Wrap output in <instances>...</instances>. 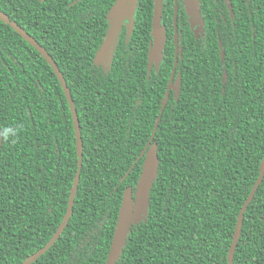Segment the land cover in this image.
Wrapping results in <instances>:
<instances>
[{"label":"trees","instance_id":"16d2710c","mask_svg":"<svg viewBox=\"0 0 264 264\" xmlns=\"http://www.w3.org/2000/svg\"><path fill=\"white\" fill-rule=\"evenodd\" d=\"M114 1L0 0V11L55 60L83 143L69 222L30 264H105L123 194L134 200L153 143L159 166L147 213L131 224L116 264H228L264 157V0H199V30L178 0L175 68L174 0L162 1L158 65L148 61L154 0H137L101 62ZM76 141L52 66L0 18V264H20L59 227ZM232 257L264 264V178Z\"/></svg>","mask_w":264,"mask_h":264},{"label":"water","instance_id":"95a60500","mask_svg":"<svg viewBox=\"0 0 264 264\" xmlns=\"http://www.w3.org/2000/svg\"><path fill=\"white\" fill-rule=\"evenodd\" d=\"M162 1L163 0H154L153 6V17H152V42L149 46V55L148 61L150 63L155 62L158 65L161 59V53L164 48L165 36L164 31L160 27V19L162 13ZM137 0H115L110 9L107 13V19L109 27L107 29L104 41L101 45V55L102 53L109 49H112V44L114 43L122 25L123 21L126 18L132 20V16L135 12ZM184 4L186 7L187 12L189 15H192L194 18L198 19L199 23L202 24V18L199 11V0H184ZM177 0H175V11H174V43H175V61H174V68L177 64V56H178V27H177ZM0 18L4 20L6 23L10 24L19 34H21L29 43L34 46L49 62L52 66L56 76L61 82L62 87L64 88L65 94L70 104L72 116H73V123L76 132V145H77V154H78V169L73 181V185L70 191V197L68 200V206L65 215L63 216V220L61 221L59 227L50 238V240L41 247L37 252L30 255L20 264H30L38 259L42 254H44L49 247L53 245V243L58 239L60 234L63 232L64 228L66 227L67 223L73 212V204L75 194L78 188L80 171L82 166V150H83V143L80 131V124L79 119L76 111V107L74 101L72 99L71 93L67 87L66 81L59 70L55 60L51 57V55L42 47L31 35H29L22 27L16 25L15 23L11 22L8 17L0 11ZM100 55V57H102ZM174 68L171 73L170 81L168 87L172 86V80L174 75ZM164 105V102H163ZM158 121L155 123L152 135L147 143V146L150 144L154 132L157 128ZM159 166V160L157 155V148L156 144L153 143L152 146L147 149L145 152V158L143 162V170L138 180L135 197L134 200L132 199V194L130 190H125L121 202V206L119 209V214L116 222V227L113 234V239L110 247V251L108 257L106 259L105 264H116L118 260L122 247L125 243L126 237L128 235L130 226L133 222H136L140 218L144 217L147 213L148 209V196L150 189L152 187L153 181L156 178L157 171ZM264 178V157L260 164V172L259 175L254 182L249 195L247 196L246 200L244 201L239 215L236 222L234 235L232 239V243L229 247L227 260L228 264H233V251L238 243V239L241 233L242 221L244 212L252 201L256 190L258 189L261 181Z\"/></svg>","mask_w":264,"mask_h":264},{"label":"flooded vegetation","instance_id":"af4514ba","mask_svg":"<svg viewBox=\"0 0 264 264\" xmlns=\"http://www.w3.org/2000/svg\"><path fill=\"white\" fill-rule=\"evenodd\" d=\"M183 2H184V0H183ZM174 3H175V0H174ZM177 3H178V0H177ZM184 6H185V4H184ZM185 9H186V7H185ZM186 12H187V10H186ZM187 14H188V17H189V19H190L191 25H193L194 28H196L197 30H199L200 26L197 25V24L199 23L198 19L194 18L192 15H189L188 12H187ZM107 20H108V19H107ZM128 21H129V18H126V19L123 21V24L128 23ZM109 48H110V47H109ZM109 48H108L107 50H105V51L102 53V55H101L102 57H100L102 63H105V64H106V62L108 61L109 53H110V50H111V49H109Z\"/></svg>","mask_w":264,"mask_h":264}]
</instances>
